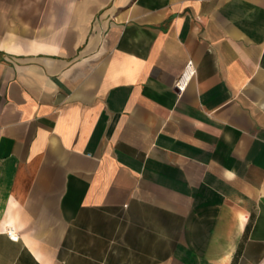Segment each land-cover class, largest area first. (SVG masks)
I'll list each match as a JSON object with an SVG mask.
<instances>
[{
    "label": "crops",
    "instance_id": "0c3cea01",
    "mask_svg": "<svg viewBox=\"0 0 264 264\" xmlns=\"http://www.w3.org/2000/svg\"><path fill=\"white\" fill-rule=\"evenodd\" d=\"M0 264H264V0H0Z\"/></svg>",
    "mask_w": 264,
    "mask_h": 264
},
{
    "label": "built area",
    "instance_id": "2783aa9c",
    "mask_svg": "<svg viewBox=\"0 0 264 264\" xmlns=\"http://www.w3.org/2000/svg\"><path fill=\"white\" fill-rule=\"evenodd\" d=\"M193 74V68H192V62L188 61L184 71L182 72V74L178 77L177 81H176V86L179 89H182L184 87V85L186 84L188 78ZM7 234L11 239H17V234L14 231V229L9 228L7 230Z\"/></svg>",
    "mask_w": 264,
    "mask_h": 264
}]
</instances>
